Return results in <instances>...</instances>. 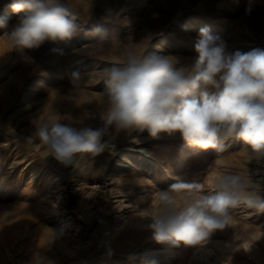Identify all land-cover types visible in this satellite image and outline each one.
<instances>
[{
    "label": "rangeland",
    "instance_id": "obj_1",
    "mask_svg": "<svg viewBox=\"0 0 264 264\" xmlns=\"http://www.w3.org/2000/svg\"><path fill=\"white\" fill-rule=\"evenodd\" d=\"M11 3L0 0V17L9 18L0 28V264H264V209L256 206L230 208L226 227L203 245L160 243L149 227L159 191L177 181L211 192L224 174L250 176V190L264 196L256 180L264 181V157L250 158L242 141L227 140L218 153L179 133L153 138L137 128L103 137L110 150L65 166L35 135L53 110L70 126L102 128L104 70L129 51L189 66L202 28L230 51L264 49V0H64L81 31L38 49L13 48L5 36L23 14ZM97 26L109 31L100 43ZM186 191L171 193L177 206Z\"/></svg>",
    "mask_w": 264,
    "mask_h": 264
},
{
    "label": "clouds",
    "instance_id": "obj_2",
    "mask_svg": "<svg viewBox=\"0 0 264 264\" xmlns=\"http://www.w3.org/2000/svg\"><path fill=\"white\" fill-rule=\"evenodd\" d=\"M11 8L23 13L5 33L13 48L38 49L45 42L70 40L81 31L77 14L64 0H12ZM8 21L0 17V28H8ZM93 33L97 43L109 35L99 26ZM194 51L189 66H177L180 62L172 56H137L129 51L123 63L104 70L107 108L102 128L70 126L53 110L35 135L65 166L73 164L77 154L95 157L110 150L103 137L137 128L153 138L179 133L189 145L218 153L225 150V141L235 139L251 149L250 158L264 157V49L230 51L202 28ZM251 183L250 176L245 180L224 174L211 192H205L201 183L182 181L159 191L160 211L149 225L153 238L176 246L203 245L213 232L226 227L230 208L243 203L264 209V196L250 190ZM185 190V199L177 206L171 193ZM197 192L198 198L188 199Z\"/></svg>",
    "mask_w": 264,
    "mask_h": 264
},
{
    "label": "bare ground",
    "instance_id": "obj_3",
    "mask_svg": "<svg viewBox=\"0 0 264 264\" xmlns=\"http://www.w3.org/2000/svg\"><path fill=\"white\" fill-rule=\"evenodd\" d=\"M258 1V0H257ZM191 24V23H190ZM190 24H186V25H182V26H190ZM177 38H176V43H180V42H183V37H184V35H183V33L182 32H177ZM164 40H165V38H162V40L160 41V42H164ZM58 76H60V74H57V77ZM126 162H129V163H131V164H133L134 165V161H133V159L132 158H128L127 160H126ZM140 165H142V166H146L147 165V161L146 160H142L141 162H140ZM123 166H127V165H123ZM129 166V165H128ZM256 180H259V182L260 183H264V181H263V179L261 180V179H256ZM73 252V251H72ZM210 253V252H209ZM208 253V254H209ZM211 254V253H210ZM206 256V255H205Z\"/></svg>",
    "mask_w": 264,
    "mask_h": 264
}]
</instances>
